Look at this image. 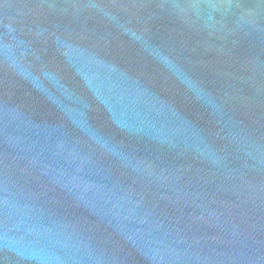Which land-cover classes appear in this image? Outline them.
Returning <instances> with one entry per match:
<instances>
[{"label": "water", "instance_id": "water-1", "mask_svg": "<svg viewBox=\"0 0 264 264\" xmlns=\"http://www.w3.org/2000/svg\"><path fill=\"white\" fill-rule=\"evenodd\" d=\"M0 264H264V0H0Z\"/></svg>", "mask_w": 264, "mask_h": 264}]
</instances>
